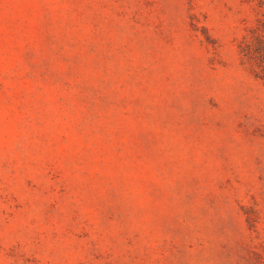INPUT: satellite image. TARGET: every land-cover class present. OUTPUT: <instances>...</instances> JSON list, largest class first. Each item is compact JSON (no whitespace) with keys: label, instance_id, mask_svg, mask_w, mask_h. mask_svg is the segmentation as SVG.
Returning a JSON list of instances; mask_svg holds the SVG:
<instances>
[{"label":"rangeland","instance_id":"obj_1","mask_svg":"<svg viewBox=\"0 0 264 264\" xmlns=\"http://www.w3.org/2000/svg\"><path fill=\"white\" fill-rule=\"evenodd\" d=\"M0 264H264V0H0Z\"/></svg>","mask_w":264,"mask_h":264}]
</instances>
